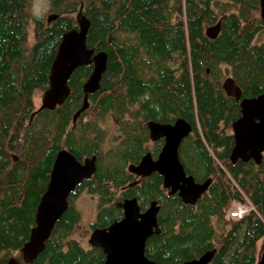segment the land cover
<instances>
[{
    "label": "trees",
    "instance_id": "1",
    "mask_svg": "<svg viewBox=\"0 0 264 264\" xmlns=\"http://www.w3.org/2000/svg\"><path fill=\"white\" fill-rule=\"evenodd\" d=\"M48 1L50 22L32 19L33 0H0V264L11 258L24 264L22 248L62 150L81 161L98 158L95 175L77 189L97 198L91 230L120 221L117 205L125 199L136 198L143 212L157 201L160 234L147 242L149 260L185 264L215 250L210 264H257L264 241V153L260 165L231 161L241 107L223 84L233 79L242 99L264 94L260 0ZM80 13L91 24L88 49L106 53L108 66L89 108L75 120L93 65L73 73L62 106L40 110L35 98L50 88L63 36L78 30ZM219 22V36L208 38ZM109 116L120 127L105 150L100 122ZM178 119L194 131L179 150L186 174L198 184L212 181L194 206L170 196L160 175L137 183L129 170L149 152L148 125ZM234 204L247 206L248 214L229 218ZM80 223L71 200L32 264H104L102 249L73 238Z\"/></svg>",
    "mask_w": 264,
    "mask_h": 264
},
{
    "label": "water",
    "instance_id": "2",
    "mask_svg": "<svg viewBox=\"0 0 264 264\" xmlns=\"http://www.w3.org/2000/svg\"><path fill=\"white\" fill-rule=\"evenodd\" d=\"M261 18L264 22V0H260ZM50 22V19H49ZM78 30L63 36L58 53L51 67L50 88L44 93L40 110H53L62 106L69 98L71 90L69 81L80 67L93 65V72L85 83L84 107L76 114L75 120L89 108V96L99 90L104 74L107 72L108 56L101 52L95 55L87 47V36L90 22L80 13L77 17ZM221 32V22L207 30L208 38L214 40ZM223 90L229 97L240 102L241 117L233 125L235 147L231 161L244 163L262 162L264 153V94L242 99V92L231 78L225 80ZM151 139H165L163 150L155 162L150 154L143 158L139 166H131L130 172L149 176L156 172L163 177V187L170 196L177 195L185 205L194 206L209 190L212 183L195 182L188 176L179 158V148L185 138L192 132V126L183 119L174 125L150 123L148 125ZM17 160V159H16ZM97 171V158H87L81 163L67 150L58 153L50 176L46 192L41 197L35 216V227L27 243L22 248L24 264H32L45 250L46 242L64 213L69 208V197L84 181L89 180ZM124 213L121 221L105 229L95 230L89 244L102 249L106 259L104 264H164L149 260L145 255L146 245L150 238L160 234L158 215L160 206L153 201L149 208L142 212L136 198L126 199L117 205ZM216 251L205 253L199 259L185 264H210ZM8 264H21L11 258ZM264 264V252L259 254L258 263Z\"/></svg>",
    "mask_w": 264,
    "mask_h": 264
},
{
    "label": "rangeland",
    "instance_id": "3",
    "mask_svg": "<svg viewBox=\"0 0 264 264\" xmlns=\"http://www.w3.org/2000/svg\"><path fill=\"white\" fill-rule=\"evenodd\" d=\"M224 1V0H218ZM48 0H33L32 2V19L46 20L51 18V7ZM32 27V25H30ZM42 99L40 93L36 95L35 104L37 108L42 107ZM100 126L107 133L104 149L107 150L111 146V140L113 137L119 135L120 123L116 117L109 116L104 122H100ZM78 211L81 214V223L76 227L73 238L81 241V243L88 247L90 238L89 226L95 220L97 211V198L89 195L87 192H83L75 202ZM260 253L264 252V241L260 245Z\"/></svg>",
    "mask_w": 264,
    "mask_h": 264
},
{
    "label": "flooded vegetation",
    "instance_id": "4",
    "mask_svg": "<svg viewBox=\"0 0 264 264\" xmlns=\"http://www.w3.org/2000/svg\"><path fill=\"white\" fill-rule=\"evenodd\" d=\"M179 120V119H178ZM176 123V122H175ZM174 123V124H175ZM158 124H160V123H158ZM174 124H161V125H174ZM189 124V123H188ZM191 125V124H190ZM192 126V125H191ZM149 128V127H148ZM199 129V128H198ZM149 132H150V130H149ZM194 134V131H193V127H192V132L189 134V136L188 137H190L191 135H193ZM187 137V138H188ZM187 138H185V139H187ZM184 139V140H185ZM183 140V141H184ZM183 143V142H182ZM182 143H181V145H182ZM160 144V145H159ZM164 144H165V139L164 138H162V139H160L159 141H153L152 139H151V135H150V143H148V149H149V152H147V154L145 155V156H143V158L144 157H146L148 154H150L151 155V157H152V159H153V161H157L158 160V158H159V156H160V154H161V152H162V150H163V147H164ZM160 146V149H159V154L156 156V158L155 157H153V155H152V153H154V151L155 150H157L158 149V147ZM181 147V146H180ZM179 150H180V148H179ZM92 157H94V156H92ZM92 157H84L83 158V160L81 161V160H78V161H80L81 163H84V161L87 159V158H92ZM96 157V156H95ZM97 158V157H96ZM143 160V159H142ZM97 161H98V158H97ZM142 162V161H141ZM141 164V163H140ZM139 164V165H140ZM139 165H135L136 167L137 166H139ZM131 173V172H130ZM131 174H133L134 176H135V180H136V182L137 183H139V182H141L143 179H146V178H149V177H151V176H153L154 174H158V173H156V172H154V173H152L151 175H149V176H145V175H138V174H135V173H131ZM159 175V174H158ZM162 179H163V177H162ZM87 181V180H86ZM85 182V181H84ZM83 182V183H84ZM82 183V184H83ZM81 184V185H82ZM80 185V186H81ZM79 187V186H78ZM164 188V187H163ZM78 189V188H77ZM77 189H76V191L75 192H77ZM75 192H73L72 194H71V196L69 197V203L71 202V200H74V204H75V202H76V200L78 199V197H80V195L83 193V192H87L86 190H82V191H79V192H77L76 194H77V197H75L74 199H73V197H74V193ZM167 192L169 193V191L167 190ZM93 198H95L94 196H93ZM126 200V199H125ZM124 200V201H125ZM123 202V201H122ZM121 203V202H120ZM140 206V205H139ZM75 207H76V205H75ZM77 208V207H76ZM122 211V210H121ZM142 211V210H141ZM123 212V211H122ZM143 212V211H142ZM145 212V211H144ZM96 216H97V211H96ZM96 216H95V219H96ZM123 217H124V213H123ZM123 217H122V219H123ZM121 219V220H122ZM120 220V221H121ZM95 221V220H94ZM93 221V222H94ZM92 222V223H93ZM118 222V221H117ZM92 223L90 224V226L92 225ZM90 226H89V234H90V237H91V234L95 231V230H91L90 229ZM76 229V228H75ZM97 230V229H96ZM89 240H90V238L88 239V242H89ZM90 245V244H89Z\"/></svg>",
    "mask_w": 264,
    "mask_h": 264
},
{
    "label": "built area",
    "instance_id": "5",
    "mask_svg": "<svg viewBox=\"0 0 264 264\" xmlns=\"http://www.w3.org/2000/svg\"><path fill=\"white\" fill-rule=\"evenodd\" d=\"M249 212V208L244 205L234 204L228 211V217L232 219H241L246 216Z\"/></svg>",
    "mask_w": 264,
    "mask_h": 264
}]
</instances>
